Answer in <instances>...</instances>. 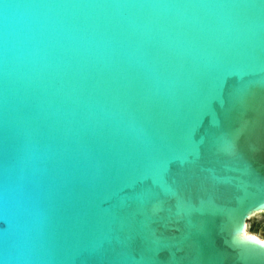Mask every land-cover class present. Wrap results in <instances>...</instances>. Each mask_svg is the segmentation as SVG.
Segmentation results:
<instances>
[{
  "label": "water",
  "instance_id": "water-1",
  "mask_svg": "<svg viewBox=\"0 0 264 264\" xmlns=\"http://www.w3.org/2000/svg\"><path fill=\"white\" fill-rule=\"evenodd\" d=\"M260 2L0 0V264H264L257 246L230 245L233 222L264 209ZM218 69V123L239 133L240 159L209 143L171 170L233 219L196 215L190 229L170 198L131 200L123 174L153 145L180 152L175 107Z\"/></svg>",
  "mask_w": 264,
  "mask_h": 264
},
{
  "label": "snow or ice",
  "instance_id": "snow-or-ice-1",
  "mask_svg": "<svg viewBox=\"0 0 264 264\" xmlns=\"http://www.w3.org/2000/svg\"><path fill=\"white\" fill-rule=\"evenodd\" d=\"M249 7H256L255 4ZM260 14L264 17V0L259 4ZM229 74L227 70L218 69L215 72L207 75L200 86L195 90V94L189 96L188 99L177 104L174 110L173 119L178 121L180 130V140L182 148L180 152L170 150L165 144L161 143L153 145L152 148L143 153L140 160L133 166L131 171L123 174L125 181H130L135 191L128 193L133 201H139L144 205L152 201L164 203L162 197H167L175 201L173 208L176 217L186 219L190 229L196 228L192 223L193 216L199 215H219L226 214L229 219H233L234 210H223L217 208L214 200L211 197L200 198L197 205L191 197L185 196L184 192L187 189L188 178L182 173H173L171 165L174 160L188 161L190 159H198L206 144H211L212 149L218 153L228 154L237 160L240 159L236 140L239 133L226 132L218 123V116L215 110L217 104L222 107L225 105L222 81ZM234 106V105H233ZM227 111L226 110V116ZM212 118L210 126L203 137L197 139V133L200 131L205 119ZM244 175H252L251 169L244 165L235 169ZM98 195L116 196L119 194L118 189H110L104 191L98 189ZM159 210L157 206L154 211ZM142 214L138 212L137 215ZM256 215L262 217L261 234L264 235V209L260 213H253V219ZM249 225L244 223L243 218L233 222L230 245H255L259 250L264 251V239L255 235H250L248 232ZM152 245H159V239H152ZM146 247L149 241L145 239ZM148 250H151L148 248ZM130 256V253H128ZM123 264H134L129 260H124Z\"/></svg>",
  "mask_w": 264,
  "mask_h": 264
},
{
  "label": "rangeland",
  "instance_id": "rangeland-1",
  "mask_svg": "<svg viewBox=\"0 0 264 264\" xmlns=\"http://www.w3.org/2000/svg\"><path fill=\"white\" fill-rule=\"evenodd\" d=\"M261 221H262V217L260 215L254 217L253 219L249 220L248 225L249 231H254L255 233H259V235H261V237H264V235L261 234Z\"/></svg>",
  "mask_w": 264,
  "mask_h": 264
},
{
  "label": "bare ground",
  "instance_id": "bare-ground-1",
  "mask_svg": "<svg viewBox=\"0 0 264 264\" xmlns=\"http://www.w3.org/2000/svg\"><path fill=\"white\" fill-rule=\"evenodd\" d=\"M249 232V231H248ZM250 234V233H249ZM250 235H255V234H250ZM255 236H257V237H259L258 235H255ZM259 238H261V237H259ZM262 239V238H261Z\"/></svg>",
  "mask_w": 264,
  "mask_h": 264
}]
</instances>
